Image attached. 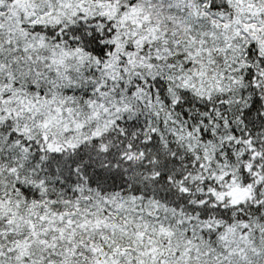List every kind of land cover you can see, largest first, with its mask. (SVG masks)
<instances>
[{"label":"snow or ice","instance_id":"snow-or-ice-1","mask_svg":"<svg viewBox=\"0 0 264 264\" xmlns=\"http://www.w3.org/2000/svg\"><path fill=\"white\" fill-rule=\"evenodd\" d=\"M0 264H264V0H0Z\"/></svg>","mask_w":264,"mask_h":264}]
</instances>
